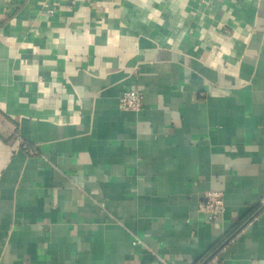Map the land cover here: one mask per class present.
Here are the masks:
<instances>
[{
    "label": "crops",
    "instance_id": "1",
    "mask_svg": "<svg viewBox=\"0 0 264 264\" xmlns=\"http://www.w3.org/2000/svg\"><path fill=\"white\" fill-rule=\"evenodd\" d=\"M0 264H264V0H0Z\"/></svg>",
    "mask_w": 264,
    "mask_h": 264
},
{
    "label": "built area",
    "instance_id": "2",
    "mask_svg": "<svg viewBox=\"0 0 264 264\" xmlns=\"http://www.w3.org/2000/svg\"><path fill=\"white\" fill-rule=\"evenodd\" d=\"M144 96L138 90H126L120 96V107L123 110L140 111L143 106ZM29 153H35L33 148L23 146ZM205 199L200 203L199 210L207 215V220L216 222L225 211L224 193L210 190L205 194Z\"/></svg>",
    "mask_w": 264,
    "mask_h": 264
},
{
    "label": "trees",
    "instance_id": "3",
    "mask_svg": "<svg viewBox=\"0 0 264 264\" xmlns=\"http://www.w3.org/2000/svg\"><path fill=\"white\" fill-rule=\"evenodd\" d=\"M237 231H238V227L232 232V234H229L228 237H227V238H226L221 244H224V243L226 242V240H228L230 237H232V235H234L235 233H237ZM220 246H221V245H220ZM217 248H218V247H217ZM217 248L214 249L213 252L216 251Z\"/></svg>",
    "mask_w": 264,
    "mask_h": 264
}]
</instances>
